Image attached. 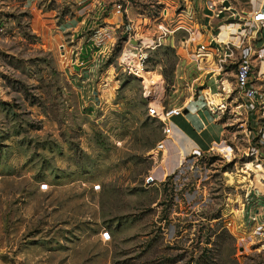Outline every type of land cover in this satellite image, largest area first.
<instances>
[{
    "label": "rangeland",
    "instance_id": "obj_1",
    "mask_svg": "<svg viewBox=\"0 0 264 264\" xmlns=\"http://www.w3.org/2000/svg\"><path fill=\"white\" fill-rule=\"evenodd\" d=\"M209 2L0 0V264H264V128L234 78L248 57L264 89L261 44L240 37L226 66V150L191 152L161 180V123L118 64L128 18L167 5L202 21ZM253 2L225 0L241 16ZM180 65L170 43L149 51L165 104Z\"/></svg>",
    "mask_w": 264,
    "mask_h": 264
},
{
    "label": "crops",
    "instance_id": "obj_2",
    "mask_svg": "<svg viewBox=\"0 0 264 264\" xmlns=\"http://www.w3.org/2000/svg\"><path fill=\"white\" fill-rule=\"evenodd\" d=\"M253 1L251 10L246 13L264 5V0ZM205 16L202 21L181 18L190 30L189 36L185 35L187 38L182 40L177 35L176 40L170 43L180 57L179 72L182 73L179 74V78L183 77V81L181 86L178 82L173 85L177 95L170 97L167 103L180 106L182 112L170 118L171 130L160 140V156L155 158L151 168V175L155 180H161L165 175L173 172L182 158L191 152L211 149L225 151L227 147L225 143L222 144L224 123L217 114L218 105L225 103L231 93L230 83L227 70L216 71L214 44L218 45L219 42V39L215 37L219 28L222 29L219 36L226 38L228 28L235 29L236 25L233 18H227L224 15L220 17L213 13L205 14ZM141 20L143 21L142 18ZM147 31L152 32V29ZM254 37L256 38L253 40L254 43L261 44L259 52L262 51L264 56V27H261V32L256 33ZM200 45H205L206 49L200 48ZM194 57L200 58L199 68L193 61ZM262 58L257 71L264 82V57Z\"/></svg>",
    "mask_w": 264,
    "mask_h": 264
},
{
    "label": "built area",
    "instance_id": "obj_3",
    "mask_svg": "<svg viewBox=\"0 0 264 264\" xmlns=\"http://www.w3.org/2000/svg\"><path fill=\"white\" fill-rule=\"evenodd\" d=\"M129 1L124 0L126 3ZM114 9L119 15H122L120 5H117ZM207 10L220 17H222L221 13L229 11L227 15L226 13L224 14V17L238 18L234 21L236 25L234 38L233 34L226 38H221L219 35L222 29L220 28L215 35L219 42L218 45L213 43L216 54L214 64L216 65V71L224 72L226 71L227 63L236 59L234 55L235 49L238 50L243 44V39L239 38L248 34L255 36L256 33L261 32V27H264V5L241 16L237 12L234 13L225 4V0H219V2H214L213 0V2L207 4ZM172 17L170 7L164 5L159 16L152 22L146 18H142L143 21L140 19L138 22L128 18L124 30L123 46L118 56V64L124 71L142 79L143 95L147 102V113L160 121L164 135L171 130L170 118L173 115L180 114L182 109L180 106H173L163 102V98L161 99L159 95V89L162 87V76L158 73L157 79L150 80L152 75L149 74L151 71L147 68V60L150 50L174 42L177 34L182 40L189 36L190 30L186 23L181 20V17ZM150 29H152V32L147 31ZM199 47L206 49L205 45H200ZM196 53L199 52L196 51ZM199 60V57L193 58L198 68ZM234 78L236 86L240 89L247 111L252 113L250 124L253 128L251 131L257 133L256 131L264 128V120L262 123L260 122V119L264 118V89L260 85L259 78L254 76L248 57H242L237 62Z\"/></svg>",
    "mask_w": 264,
    "mask_h": 264
},
{
    "label": "bare ground",
    "instance_id": "obj_4",
    "mask_svg": "<svg viewBox=\"0 0 264 264\" xmlns=\"http://www.w3.org/2000/svg\"><path fill=\"white\" fill-rule=\"evenodd\" d=\"M155 79H157V77L156 78H153V77L150 78V80H155Z\"/></svg>",
    "mask_w": 264,
    "mask_h": 264
}]
</instances>
